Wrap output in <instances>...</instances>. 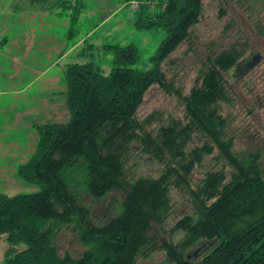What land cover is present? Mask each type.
<instances>
[{
	"label": "trees",
	"instance_id": "trees-1",
	"mask_svg": "<svg viewBox=\"0 0 264 264\" xmlns=\"http://www.w3.org/2000/svg\"><path fill=\"white\" fill-rule=\"evenodd\" d=\"M139 9L138 29L165 32L149 60L151 68L134 69L139 59L134 45L98 48L114 55L109 75L93 60L67 66L68 120L36 124V152L17 171L39 191L12 197L0 193V238L11 246L4 264H138L157 251L165 253L168 264H264L263 158L232 152L234 140L228 138L229 124L218 107L227 97L221 73L233 68L239 55L229 50L208 60L211 64L181 98L186 123L174 121L153 135L145 128L149 119L140 122L138 111L154 85L180 96L162 65L199 23L202 0H160L154 9ZM76 11L77 20L78 6ZM94 49L88 46L82 56H93ZM193 133L204 143L186 151ZM136 144L164 164L157 178L129 176ZM215 151L229 174L224 167L207 172L191 189L188 178L194 167ZM170 187L186 190L193 207L170 229L171 234L183 233L177 243L158 236L171 213ZM113 193L121 195L120 212L99 224L84 199L99 203ZM63 226L78 233L84 248L79 258L59 255L55 238ZM21 245L24 249L17 248Z\"/></svg>",
	"mask_w": 264,
	"mask_h": 264
},
{
	"label": "rangeland",
	"instance_id": "rangeland-1",
	"mask_svg": "<svg viewBox=\"0 0 264 264\" xmlns=\"http://www.w3.org/2000/svg\"><path fill=\"white\" fill-rule=\"evenodd\" d=\"M159 1L0 0V193L12 197L39 191L38 186L21 180L17 171L36 152L35 125L68 120V65L93 60L109 75L115 66L114 55L98 48L134 45L139 52L134 69L145 72L151 68L149 60L165 32L161 28L140 30L136 22L141 6L154 9ZM77 6L80 13L76 20L73 13ZM155 10L158 12L157 6ZM90 45L96 46L90 52L93 56H82ZM229 50L236 51L239 60L221 73L227 97L219 104V112L229 124L226 132L234 140L232 152L237 156L259 153L264 162V0H202L199 23L162 65L167 82L180 96L168 95L154 85L145 94L137 117L140 122L149 119L145 128L153 135L174 121L185 124L181 98L189 94L211 64L208 60ZM190 138L186 151L201 147L205 140L198 133ZM131 152L127 166L130 177L157 178L161 174L164 164L141 153L138 144ZM222 167L229 174L230 168L216 151L204 156L188 178L191 189H196L207 172ZM169 196L171 213L158 236L177 243L183 233L171 234L170 229L181 217L191 214L193 207L190 194L183 188L170 187ZM120 198L113 193L103 202L86 197L84 203L92 208L97 223L104 224L120 212ZM55 245L60 256L69 253L79 258L84 251L73 226L60 228ZM10 248L5 237L0 238V264H4ZM138 264L168 263L165 253L157 251L140 258Z\"/></svg>",
	"mask_w": 264,
	"mask_h": 264
}]
</instances>
